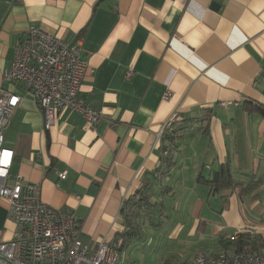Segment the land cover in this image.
Masks as SVG:
<instances>
[{
	"label": "crops",
	"instance_id": "crops-1",
	"mask_svg": "<svg viewBox=\"0 0 264 264\" xmlns=\"http://www.w3.org/2000/svg\"><path fill=\"white\" fill-rule=\"evenodd\" d=\"M29 25L81 39L79 96L101 111L95 128L66 109L44 130L31 94L3 80ZM0 87L20 96L4 132L11 176L73 211L89 246L123 231L122 201L147 184L160 214L169 203L176 223H197L200 236L210 227L224 247L226 227L264 237V115L254 108H264V0H0ZM171 131L173 143L162 138ZM220 166L241 185L221 190L219 210L208 201L220 191L196 176ZM206 207L220 227L201 219ZM14 229L0 199V240Z\"/></svg>",
	"mask_w": 264,
	"mask_h": 264
},
{
	"label": "built area",
	"instance_id": "built-area-1",
	"mask_svg": "<svg viewBox=\"0 0 264 264\" xmlns=\"http://www.w3.org/2000/svg\"><path fill=\"white\" fill-rule=\"evenodd\" d=\"M86 68L80 38L65 41L29 25L2 78L31 94L44 130H49L56 114L66 109L79 112L93 129L102 113L79 96ZM133 73L129 67L126 77ZM19 101V95L0 87V199L7 202L8 217L15 224L12 237L0 240V264H136L120 255V241L103 239L93 247L83 242L81 221L73 211L42 202L39 184L11 176L13 151L4 146V132ZM219 104L237 105L228 101ZM58 177L65 179L66 171H60ZM238 237V233L229 236L230 244L218 253H198L185 264H264V240L255 248L236 249L231 243Z\"/></svg>",
	"mask_w": 264,
	"mask_h": 264
},
{
	"label": "rangeland",
	"instance_id": "rangeland-1",
	"mask_svg": "<svg viewBox=\"0 0 264 264\" xmlns=\"http://www.w3.org/2000/svg\"><path fill=\"white\" fill-rule=\"evenodd\" d=\"M227 194L226 191H220L217 198L211 197L208 201L210 207H216L220 210L221 201H224L225 206H227L226 200L220 198L227 196ZM166 207L164 211L168 215L156 212L155 217L148 216L144 218L149 220L150 224L146 222L137 227L136 230L140 232V237L133 238L119 251L125 260L134 261L136 264H180L192 261L198 253L216 254L224 249L221 242L212 236L210 227L205 231L206 234L200 236L196 232L197 223H176L175 218L169 215L172 207L169 203L166 204ZM206 211L207 207L204 209L203 218L201 219L211 222L210 226L217 225L220 227L223 222L217 218H209ZM253 225L257 224H251L249 227ZM235 233L248 235L244 231H239L238 228L226 227L222 236L226 237L228 235L229 237Z\"/></svg>",
	"mask_w": 264,
	"mask_h": 264
},
{
	"label": "trees",
	"instance_id": "trees-1",
	"mask_svg": "<svg viewBox=\"0 0 264 264\" xmlns=\"http://www.w3.org/2000/svg\"><path fill=\"white\" fill-rule=\"evenodd\" d=\"M254 108L261 111L264 115V108L257 105ZM171 132L172 133L170 134H163L162 138L164 137L173 143L174 137H172L171 134H173L174 131ZM161 160L162 163H167L166 168H168L169 157H162ZM196 181L209 186V192L211 193L221 191L223 188L241 185L240 182L233 180L229 170L223 166H220L217 170L212 172L209 177H206L201 172H199L196 176ZM246 188H248V186H246ZM154 192L155 191L151 184L143 185V187L136 191L134 195L122 201L119 212L122 216L124 229L123 231L116 233L113 240H111L113 243L120 241L118 247L119 251H121L122 248L130 242V240L140 237L141 234L140 232H137L136 229L139 225H141L139 221L142 219V217H152L154 214H156V212H162L163 205L161 203L150 201V198ZM238 235V239L231 243L236 249L255 248L260 244V241L264 240V237L260 235L250 236L242 233H239ZM185 263L186 262H182L180 264Z\"/></svg>",
	"mask_w": 264,
	"mask_h": 264
},
{
	"label": "water",
	"instance_id": "water-1",
	"mask_svg": "<svg viewBox=\"0 0 264 264\" xmlns=\"http://www.w3.org/2000/svg\"><path fill=\"white\" fill-rule=\"evenodd\" d=\"M217 4L215 2L212 3V7H216Z\"/></svg>",
	"mask_w": 264,
	"mask_h": 264
}]
</instances>
